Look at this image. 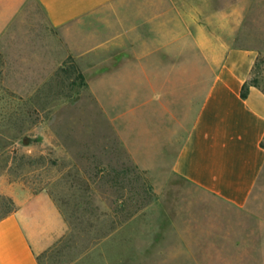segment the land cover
<instances>
[{"label":"crops","instance_id":"obj_1","mask_svg":"<svg viewBox=\"0 0 264 264\" xmlns=\"http://www.w3.org/2000/svg\"><path fill=\"white\" fill-rule=\"evenodd\" d=\"M253 2L0 0V43L14 25L36 20L30 50L56 68L75 59L117 139L160 193L183 179L254 214L264 88L251 82L257 50L237 41ZM14 200L16 210L0 218V264H43L69 222L46 189Z\"/></svg>","mask_w":264,"mask_h":264},{"label":"rangeland","instance_id":"obj_2","mask_svg":"<svg viewBox=\"0 0 264 264\" xmlns=\"http://www.w3.org/2000/svg\"><path fill=\"white\" fill-rule=\"evenodd\" d=\"M253 1L237 41L257 50L252 79L264 88V0ZM35 21L14 25L0 43V217L17 206L16 193H51L70 229L42 263L255 264L264 258V220L254 215L264 216V171L254 214L183 179L160 193L117 139L75 59L56 68L47 54L30 50Z\"/></svg>","mask_w":264,"mask_h":264},{"label":"trees","instance_id":"obj_3","mask_svg":"<svg viewBox=\"0 0 264 264\" xmlns=\"http://www.w3.org/2000/svg\"><path fill=\"white\" fill-rule=\"evenodd\" d=\"M70 58H72V57H70ZM79 76L82 78L83 84H86L85 76H84V74L81 71L79 73ZM251 82L252 83H255L253 79H251ZM248 87H249V83L245 82L244 85H243V90H242V95L243 96H246L247 95ZM16 208H17V206L15 205L14 208H12L9 212H7L6 214H4L3 216H5V215H7V214H9L11 212H13L14 210H16Z\"/></svg>","mask_w":264,"mask_h":264}]
</instances>
